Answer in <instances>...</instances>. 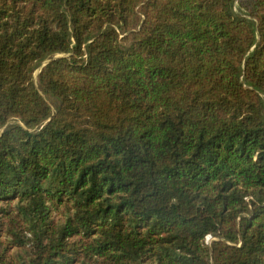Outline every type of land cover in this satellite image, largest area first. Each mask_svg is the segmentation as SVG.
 <instances>
[{
    "label": "trees",
    "instance_id": "1",
    "mask_svg": "<svg viewBox=\"0 0 264 264\" xmlns=\"http://www.w3.org/2000/svg\"><path fill=\"white\" fill-rule=\"evenodd\" d=\"M0 264H264V0H0Z\"/></svg>",
    "mask_w": 264,
    "mask_h": 264
},
{
    "label": "rangeland",
    "instance_id": "2",
    "mask_svg": "<svg viewBox=\"0 0 264 264\" xmlns=\"http://www.w3.org/2000/svg\"><path fill=\"white\" fill-rule=\"evenodd\" d=\"M43 65V64H42ZM42 67V66H41ZM41 67L35 72V82H36V85L38 86V75H39V72H40V69Z\"/></svg>",
    "mask_w": 264,
    "mask_h": 264
},
{
    "label": "water",
    "instance_id": "3",
    "mask_svg": "<svg viewBox=\"0 0 264 264\" xmlns=\"http://www.w3.org/2000/svg\"><path fill=\"white\" fill-rule=\"evenodd\" d=\"M56 58H57V57H56ZM56 58H54V59H56ZM54 59H53V60H54ZM50 61H52V60H49V61L45 62V63L42 65L41 69H42L44 66H46ZM41 69H40V70H41Z\"/></svg>",
    "mask_w": 264,
    "mask_h": 264
},
{
    "label": "built area",
    "instance_id": "4",
    "mask_svg": "<svg viewBox=\"0 0 264 264\" xmlns=\"http://www.w3.org/2000/svg\"><path fill=\"white\" fill-rule=\"evenodd\" d=\"M210 241H211V237L208 236V237L206 238V242H207V243H210Z\"/></svg>",
    "mask_w": 264,
    "mask_h": 264
}]
</instances>
